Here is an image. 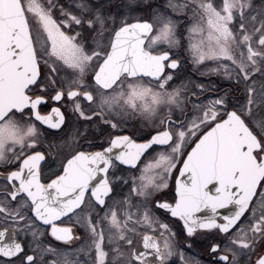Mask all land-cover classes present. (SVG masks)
<instances>
[{
  "label": "snow or ice",
  "instance_id": "1",
  "mask_svg": "<svg viewBox=\"0 0 264 264\" xmlns=\"http://www.w3.org/2000/svg\"><path fill=\"white\" fill-rule=\"evenodd\" d=\"M0 264H264V0H0Z\"/></svg>",
  "mask_w": 264,
  "mask_h": 264
},
{
  "label": "flooded vegetation",
  "instance_id": "2",
  "mask_svg": "<svg viewBox=\"0 0 264 264\" xmlns=\"http://www.w3.org/2000/svg\"><path fill=\"white\" fill-rule=\"evenodd\" d=\"M187 56V53H185V57ZM201 71H205L203 67H201ZM181 79H183L185 82L189 78L195 80V81H202L206 84L208 83H220L223 86H227V82L223 80L222 77L216 76V75H199L196 72V68L191 63L190 59L185 60V67L178 73ZM208 95H212V93H207Z\"/></svg>",
  "mask_w": 264,
  "mask_h": 264
}]
</instances>
